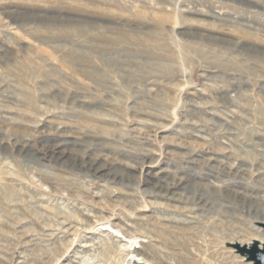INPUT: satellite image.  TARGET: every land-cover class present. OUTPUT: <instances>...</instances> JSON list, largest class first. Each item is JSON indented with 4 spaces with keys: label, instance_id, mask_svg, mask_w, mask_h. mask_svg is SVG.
Returning a JSON list of instances; mask_svg holds the SVG:
<instances>
[{
    "label": "rangeland",
    "instance_id": "rangeland-1",
    "mask_svg": "<svg viewBox=\"0 0 264 264\" xmlns=\"http://www.w3.org/2000/svg\"><path fill=\"white\" fill-rule=\"evenodd\" d=\"M260 217L264 0H0V264H252Z\"/></svg>",
    "mask_w": 264,
    "mask_h": 264
},
{
    "label": "water",
    "instance_id": "water-1",
    "mask_svg": "<svg viewBox=\"0 0 264 264\" xmlns=\"http://www.w3.org/2000/svg\"><path fill=\"white\" fill-rule=\"evenodd\" d=\"M264 226V223L258 222ZM250 246L247 244H241L239 241L233 243V246L237 248L238 252L244 255L247 260L252 261V264H264V245L261 246L259 239L253 238L250 240Z\"/></svg>",
    "mask_w": 264,
    "mask_h": 264
},
{
    "label": "bare ground",
    "instance_id": "bare-ground-1",
    "mask_svg": "<svg viewBox=\"0 0 264 264\" xmlns=\"http://www.w3.org/2000/svg\"><path fill=\"white\" fill-rule=\"evenodd\" d=\"M174 187V186H173ZM261 218V217H260ZM262 223H264V218H261ZM259 220V219H258ZM107 229V228H105ZM260 231V230H259ZM264 231V229H263ZM257 233V231H256ZM254 234V232H253ZM257 238L261 241L262 244H260L261 246L264 245V232L262 234H258L256 235ZM132 242V241H131ZM125 249V248H124ZM131 255V256H130ZM127 260L128 264H150L149 262L146 261V259L144 257H141V255L139 253L136 252V250L134 251H129L128 255L125 258V261ZM124 264V263H123Z\"/></svg>",
    "mask_w": 264,
    "mask_h": 264
}]
</instances>
